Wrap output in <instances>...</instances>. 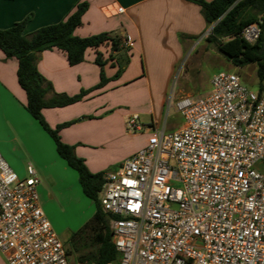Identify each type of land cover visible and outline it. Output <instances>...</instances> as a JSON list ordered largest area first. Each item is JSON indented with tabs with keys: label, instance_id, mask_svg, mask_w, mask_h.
<instances>
[{
	"label": "built area",
	"instance_id": "2783aa9c",
	"mask_svg": "<svg viewBox=\"0 0 264 264\" xmlns=\"http://www.w3.org/2000/svg\"><path fill=\"white\" fill-rule=\"evenodd\" d=\"M117 12H124L117 8ZM210 31L208 32L209 35ZM259 24L242 37L255 43ZM258 91L217 72L182 96L175 131L104 174L103 211L119 253L109 264H264V79ZM127 129L140 133L134 115ZM21 178L0 153V254L7 264H71L47 218L32 165Z\"/></svg>",
	"mask_w": 264,
	"mask_h": 264
},
{
	"label": "crops",
	"instance_id": "0c3cea01",
	"mask_svg": "<svg viewBox=\"0 0 264 264\" xmlns=\"http://www.w3.org/2000/svg\"><path fill=\"white\" fill-rule=\"evenodd\" d=\"M84 1L88 3V9L82 17V24L76 28L74 34L85 38L110 33L121 37L127 46L123 52L130 56V61L118 77V85L117 83L116 87L114 84L109 85L113 88L111 95L113 93L123 95L118 99L122 104L125 102L124 98L130 100L132 96L151 97L153 84H159L163 78L168 82L169 78L162 70L168 68L176 70L191 40L204 36V32L208 33L212 27L206 24L201 7L192 0H0V29H8L30 17L24 31L30 36L42 27L65 20L75 11L77 5ZM117 8H123L124 12H117ZM98 51L107 57L110 49L105 46L98 50L88 49L84 61L71 66L63 52L56 49L46 50L36 54L37 68L52 83L57 93L73 96L99 83L101 68L95 62ZM250 67H254V73L257 75L255 64L236 68L246 72ZM17 68L18 61L15 58H6L0 50V152L21 178L27 177L29 165L35 168L41 178L56 181L61 179V176L65 178L59 185L56 183L51 191H47L41 184L38 191L42 208L47 199L50 206H53V202H56L54 193L61 191L64 192L61 198L63 209H76L75 217L69 221V225L64 226L68 229L64 242H68L80 227L91 220L96 206L94 209L93 200L84 194L78 182V173L58 155L53 139L27 111V96L18 83ZM116 71L117 66L111 61L106 64V76L112 77ZM122 82L136 87H124L120 84ZM107 86L108 84L105 88ZM46 97L50 99L52 93ZM78 104L81 105L82 102L62 108H47L43 110V115L50 126L55 128L74 118L72 116L77 118L83 113L75 114L77 112L75 107ZM111 110H106V117L101 120L107 121V125L93 133L90 126L86 125L93 124L91 120L85 123L86 126L75 123L78 128L74 133L68 130L71 125L60 131L63 142L75 147L76 155L85 160L92 173L101 172L104 167L86 146L97 143L100 146V141L109 139L110 142V138L115 139L114 137L121 131L125 134L124 121L127 119L128 109L125 107L124 112L119 114L122 126L110 125L112 117L118 112ZM152 112L151 106L147 104L141 105V109L133 112L139 118L140 115L151 114V125L146 128L147 133L141 135L144 138L142 147L147 145L148 138L155 131L164 129L171 132L182 126L170 124L168 119L164 121L162 118H156ZM126 136L128 139L132 138ZM66 177L72 178L73 182H67ZM60 221L62 222V219ZM0 264H7L1 254Z\"/></svg>",
	"mask_w": 264,
	"mask_h": 264
},
{
	"label": "trees",
	"instance_id": "16d2710c",
	"mask_svg": "<svg viewBox=\"0 0 264 264\" xmlns=\"http://www.w3.org/2000/svg\"><path fill=\"white\" fill-rule=\"evenodd\" d=\"M192 1L201 7L206 24L213 26L207 38L208 42L236 67L255 64L258 79L262 81L264 79V0ZM87 9L88 3L81 2L65 20L42 27L30 36L24 33L30 17L8 29H0V50L6 58H15L18 61L17 78L27 96V111L53 139L58 155L78 173L84 194L93 200L96 206L91 220L70 239L74 252L78 254L77 264H109L118 260L119 253L109 228L110 216L103 211L101 205L100 194L105 172L92 173L85 160L76 155L75 147L63 142L60 131L73 122H65L53 128L43 115L44 109L67 107L82 101L88 91L82 90L73 96L57 93L52 83L39 72L36 63L37 53L56 49L63 52L68 63L74 66L84 61L88 49L98 50L106 46L110 49L108 58L100 51L95 58L96 64L101 68L98 87L108 81L105 66L109 61L118 68L114 79L123 73L130 56L123 52L127 46L121 37L101 33L81 38L74 34L76 28L82 24V17ZM252 23L259 24L261 29L260 37L255 43H249L242 37L244 28ZM49 93H52V97L47 99ZM86 249L88 251L84 254Z\"/></svg>",
	"mask_w": 264,
	"mask_h": 264
},
{
	"label": "rangeland",
	"instance_id": "374dc122",
	"mask_svg": "<svg viewBox=\"0 0 264 264\" xmlns=\"http://www.w3.org/2000/svg\"><path fill=\"white\" fill-rule=\"evenodd\" d=\"M204 33V36L196 40H191L186 48V54L179 62L176 70L174 68L162 70L165 74H167L166 76L169 78L168 82H166L163 78V81H161L159 84H153V93L149 98H135V96H132L130 97V100L124 98V104L119 103L118 99L123 95H120L118 93H113V95H111V92H113V88H110V86L114 84V87H116L115 83H117L118 85L119 82L118 78L114 79V76H106L108 81L103 86L98 87V84L100 83L99 81L96 86L90 89H83L88 92L85 95L84 100L81 101L82 104H78L77 107H75L77 109V112H75V114L80 115V113H83L80 116H77V118L76 116H72L74 118L68 121L73 122L68 129L71 133L75 132V130L78 128V124H82L79 126H84L85 123L90 120L93 122V124L87 123L86 125L88 127L90 126L89 128H91L92 133L95 132V130L105 127L107 125V121L101 120L106 117L105 111L111 109V111L117 112L118 110V112L112 117L113 121L110 122V125L122 126V121L119 114L124 112L123 109L125 107L126 109H128L126 110L127 119L124 121L125 134L128 136H132L131 139H128L124 132L121 131V133H118L114 137L115 139L111 137L110 142L109 139H107L103 142L100 141V146H98V143L95 145L90 144L86 146V148H90L89 150L90 152H92L93 157L98 158L102 163L104 170H102L101 172L106 173L109 170L115 169V167H118L125 159L131 157L144 148L142 147L144 138L141 137V135L146 134V128L151 125V114L140 115L139 120L141 125L144 127V130L141 133L131 132L127 129L126 126L128 119L134 116V111H137L139 108L141 109V105L147 104L148 106H151L153 111L152 114L155 113L156 118H162L164 121L168 119L170 124L181 126L183 123V119L179 115V113H177L174 105L175 100L179 99L182 96L204 95L210 90V79L213 74L217 72L224 71L237 73L241 77L244 84L248 85L254 91H258L260 82L257 78V75L254 73V67H250L246 70V72L245 70L237 69L230 60H228L225 56L217 51L213 44L208 42L207 38L209 35L206 31ZM108 56L106 58H108ZM107 84L108 86L107 88H105ZM120 84H123L124 87H136V85L125 84V82H122ZM120 106H122V108H120ZM70 111H72V109ZM75 123H77V125H75ZM24 167L26 168L27 165L25 164ZM64 179L65 178H63L62 176L61 179L57 181L51 178L45 179L43 177H40V184L47 191H51V188L54 187L56 183H58L59 185L61 180L62 182H64ZM66 181L73 182L72 178L70 177H66ZM63 194L64 192L61 191L55 192L54 200L56 202H53V206H50L49 200L47 199V202L45 201L43 210L50 223L52 224L54 230L56 231L60 239L64 242L67 234L66 230H68L65 229L64 226L69 225V221H71V219L75 217L76 209H63V207L61 206V198ZM92 204L95 209L94 203ZM61 219L62 222L60 221ZM83 227H80L77 232L80 231ZM64 243L68 249L71 264H77L78 254L74 252V247L71 245L70 240ZM87 251L88 250L86 249L84 251V254Z\"/></svg>",
	"mask_w": 264,
	"mask_h": 264
},
{
	"label": "water",
	"instance_id": "95a60500",
	"mask_svg": "<svg viewBox=\"0 0 264 264\" xmlns=\"http://www.w3.org/2000/svg\"><path fill=\"white\" fill-rule=\"evenodd\" d=\"M213 28V26L211 27V29ZM211 31V30H210Z\"/></svg>",
	"mask_w": 264,
	"mask_h": 264
}]
</instances>
